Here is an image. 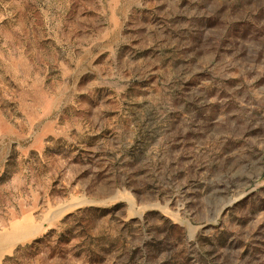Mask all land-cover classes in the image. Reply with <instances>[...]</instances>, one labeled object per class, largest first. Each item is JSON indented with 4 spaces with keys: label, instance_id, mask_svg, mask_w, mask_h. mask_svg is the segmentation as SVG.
Instances as JSON below:
<instances>
[{
    "label": "rangeland",
    "instance_id": "obj_1",
    "mask_svg": "<svg viewBox=\"0 0 264 264\" xmlns=\"http://www.w3.org/2000/svg\"><path fill=\"white\" fill-rule=\"evenodd\" d=\"M0 264H264V0H0Z\"/></svg>",
    "mask_w": 264,
    "mask_h": 264
}]
</instances>
